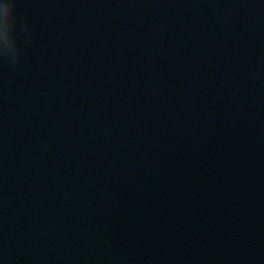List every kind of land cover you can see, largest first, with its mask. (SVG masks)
Returning <instances> with one entry per match:
<instances>
[{"label": "water", "instance_id": "obj_1", "mask_svg": "<svg viewBox=\"0 0 264 264\" xmlns=\"http://www.w3.org/2000/svg\"><path fill=\"white\" fill-rule=\"evenodd\" d=\"M9 2L0 264H264V0Z\"/></svg>", "mask_w": 264, "mask_h": 264}, {"label": "clouds", "instance_id": "obj_2", "mask_svg": "<svg viewBox=\"0 0 264 264\" xmlns=\"http://www.w3.org/2000/svg\"><path fill=\"white\" fill-rule=\"evenodd\" d=\"M13 5L9 2V0H5L3 4V11L0 12V22H3L6 26H11V17L10 13Z\"/></svg>", "mask_w": 264, "mask_h": 264}]
</instances>
